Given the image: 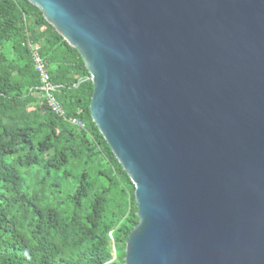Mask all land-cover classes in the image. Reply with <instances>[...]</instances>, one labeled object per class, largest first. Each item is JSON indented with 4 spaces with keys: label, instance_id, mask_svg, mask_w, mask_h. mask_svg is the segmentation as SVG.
<instances>
[{
    "label": "water",
    "instance_id": "1",
    "mask_svg": "<svg viewBox=\"0 0 264 264\" xmlns=\"http://www.w3.org/2000/svg\"><path fill=\"white\" fill-rule=\"evenodd\" d=\"M29 1L135 184L126 264H264V0Z\"/></svg>",
    "mask_w": 264,
    "mask_h": 264
},
{
    "label": "trees",
    "instance_id": "2",
    "mask_svg": "<svg viewBox=\"0 0 264 264\" xmlns=\"http://www.w3.org/2000/svg\"><path fill=\"white\" fill-rule=\"evenodd\" d=\"M41 46L57 116L39 97ZM81 53L29 0H0V264H126L136 187L91 115Z\"/></svg>",
    "mask_w": 264,
    "mask_h": 264
},
{
    "label": "built area",
    "instance_id": "3",
    "mask_svg": "<svg viewBox=\"0 0 264 264\" xmlns=\"http://www.w3.org/2000/svg\"><path fill=\"white\" fill-rule=\"evenodd\" d=\"M25 44L30 48L35 65V70L37 71L40 77V86L38 88L39 97L57 116L63 118L72 125L81 128L85 127L84 122L81 121L80 119L67 116L66 110L64 109L62 103L57 98L55 94L57 90V85L53 84L51 81L47 62L42 58L40 54V49H41L40 44L36 43L31 38H27Z\"/></svg>",
    "mask_w": 264,
    "mask_h": 264
}]
</instances>
